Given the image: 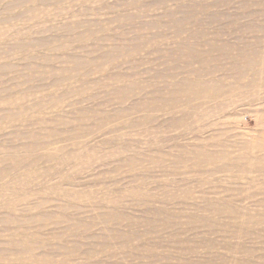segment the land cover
<instances>
[{"label": "rangeland", "instance_id": "obj_1", "mask_svg": "<svg viewBox=\"0 0 264 264\" xmlns=\"http://www.w3.org/2000/svg\"><path fill=\"white\" fill-rule=\"evenodd\" d=\"M0 264H264V0H0Z\"/></svg>", "mask_w": 264, "mask_h": 264}, {"label": "bare ground", "instance_id": "obj_2", "mask_svg": "<svg viewBox=\"0 0 264 264\" xmlns=\"http://www.w3.org/2000/svg\"><path fill=\"white\" fill-rule=\"evenodd\" d=\"M248 47H250V45H245V48H248ZM212 48H215V47H212ZM234 49L235 48H233V49H229V48H227L226 49V51H221L222 53H224V55H221V56H217V57H215L214 59H211V60H209V63H210V65H211V69H214V66H216L217 64H219L220 62H222V61H225L226 60V58H227V55L230 53V52H233L234 51ZM180 50V49H179ZM187 50H188V52L186 53L187 54V58L188 59H178V60H174V59H168L169 60V63H182V64H184V66L182 67V68H178V69H176V71H179V72H183L184 70H185V72L187 73V74H189L190 76H195V77H200V72L199 71H197V69H194L193 68V64H191L190 65V62L191 61H194V60H201L202 61V64L200 65V66H202V65H204L206 62H208V55L211 53V52H207V53H204V52H202V53H194L193 51H190L191 49H188L187 48ZM211 51H214V50H211ZM240 51V50H239ZM180 52H182V53H184L183 51H180ZM236 55H238V58H242V55H241V51L240 52H238V50L236 49ZM253 63H248L247 64V66L246 67H242V68H240V63L239 62H237V63H233V64H230V67L232 68V69H235V70H238V71H241V70H243V69H249L250 68V66L252 65ZM207 65V64H206ZM239 66V67H238ZM199 67V66H198ZM234 70V71H235ZM215 74V73H214ZM214 74H212V73H210V75L209 76H212V75H214ZM190 86H193V88H198L197 86H195V84H192V85H190ZM213 91H214V95H215V99L216 98H219L221 95H224V97H226V90L225 89H221V87H218V88H216V89H213ZM212 92V91H211ZM181 95L182 96H185L183 93H181ZM219 96V97H218ZM224 97H220V98H224ZM179 101H184L186 104H188L189 102H191V99H186V100H182V99H179V98H177ZM196 99H197V95H196ZM156 101L155 100H153L151 103H149L148 105H154V103H155Z\"/></svg>", "mask_w": 264, "mask_h": 264}]
</instances>
